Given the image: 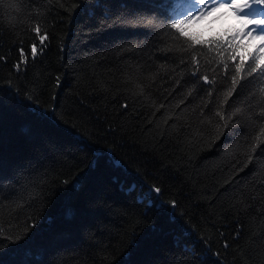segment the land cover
Returning a JSON list of instances; mask_svg holds the SVG:
<instances>
[{"label":"trees","instance_id":"1","mask_svg":"<svg viewBox=\"0 0 264 264\" xmlns=\"http://www.w3.org/2000/svg\"><path fill=\"white\" fill-rule=\"evenodd\" d=\"M186 2L0 0V262L264 264L260 83L221 105L234 67L167 27Z\"/></svg>","mask_w":264,"mask_h":264},{"label":"snow or ice","instance_id":"2","mask_svg":"<svg viewBox=\"0 0 264 264\" xmlns=\"http://www.w3.org/2000/svg\"><path fill=\"white\" fill-rule=\"evenodd\" d=\"M178 7L184 8V11L178 15H171L169 17L171 22L167 24V27L173 30L171 33L173 38L182 39L186 45L183 50L207 45L211 51L215 46L217 55L220 58L217 63L223 64L225 72L227 73L234 67L235 74L231 77V87L224 94L221 105L233 96L238 87L243 88L244 85L241 82L247 81L249 77L259 81L258 92L261 101L264 102V0H242V2H237V0H187L186 4H181ZM220 10L230 13L239 24V28L232 30L230 35L228 31H225L223 36L217 34L215 37L202 39L199 34L189 31L191 25L199 23L206 16ZM213 19H219V17H213ZM146 24H152V20H147ZM31 31L36 34L39 40V46L35 42L31 45V57L35 59L43 50V46H46L45 42L48 40V35L46 32L41 34L43 29L40 24L32 27ZM244 41L248 43H244ZM249 46H252L254 50L249 52L247 50ZM2 59L4 57L0 56V60ZM228 61L233 63L229 64ZM27 63L28 57L25 49L21 47L19 49V61L14 67L19 71L21 66ZM192 64L196 66V70L192 73L193 77L203 80L205 84L214 83L207 74L198 75L199 62L195 55L192 56ZM57 84H59V78H57ZM212 95V91H209L208 96L211 97ZM239 112H241V109L237 108L233 115ZM216 115L220 117L221 121L225 120V116L221 112L218 111ZM258 115L264 117V108H261ZM228 119H231V117H228ZM260 131L264 133V127ZM256 139L259 141L260 136H257ZM256 147L257 145H253V150ZM262 154H264V150H262ZM160 191L159 187L150 189V192L159 193ZM0 235H3L2 228H0ZM0 264H3V262H0Z\"/></svg>","mask_w":264,"mask_h":264},{"label":"rangeland","instance_id":"3","mask_svg":"<svg viewBox=\"0 0 264 264\" xmlns=\"http://www.w3.org/2000/svg\"><path fill=\"white\" fill-rule=\"evenodd\" d=\"M237 2H242V0H237ZM223 13V14H221ZM231 14L230 13H227L225 12L224 10H220L218 12H213L211 15H208L204 18V20H207V19H210L213 17H219V19H213L215 22H218V21H222V20H225L227 19ZM232 16V15H231Z\"/></svg>","mask_w":264,"mask_h":264}]
</instances>
